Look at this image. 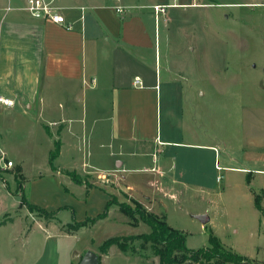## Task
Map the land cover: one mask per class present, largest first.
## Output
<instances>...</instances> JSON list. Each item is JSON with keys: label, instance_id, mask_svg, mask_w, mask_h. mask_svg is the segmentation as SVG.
Wrapping results in <instances>:
<instances>
[{"label": "rangeland", "instance_id": "obj_1", "mask_svg": "<svg viewBox=\"0 0 264 264\" xmlns=\"http://www.w3.org/2000/svg\"><path fill=\"white\" fill-rule=\"evenodd\" d=\"M208 2L210 7L168 8L161 15V83L145 85L156 86L147 92L150 102L141 114L133 106L127 123L138 136L145 134L148 149L109 159V151L112 147L117 150L118 142L111 140L112 124L107 117L114 113V105L111 91H103V85H96L95 90H90L93 85L83 86L90 101L98 97L107 103L97 107L89 102L84 113L89 128L83 136V147L96 151L101 160L90 161L98 167L93 171L95 177L77 174L82 184H74L66 172L61 176L51 169L50 153L58 140V128L50 132L53 141L37 124L36 117L28 114L31 112H27V106L19 113L7 110L0 116L6 156L17 164L6 169L4 162L9 160L3 159L0 152V264H80L88 251L100 255L99 247L109 238L151 232L148 225L126 216L116 204L110 207L107 218L77 230L75 222L104 213L111 196L118 204L134 207L132 201H136L147 211L166 216L170 227L186 235L190 250L208 248L212 231L226 249L264 264V217L254 203L261 191L251 189L253 198L246 189L247 180L235 179L233 172L223 170L227 166L225 146L241 140L250 116L264 109V8L235 5L252 0ZM227 3L230 5H222ZM148 19L154 39V14ZM148 64L155 68L154 63ZM169 67L176 76L174 82L169 81ZM75 92H68L69 97ZM94 118L103 121L95 126L93 135ZM76 132L81 138L80 125ZM72 139L73 146H65L57 165L80 172L82 162L76 155L74 161L71 158L73 152L80 157V139ZM193 145L202 146L198 149ZM208 146L213 147L212 151L204 149ZM117 161L124 162L125 171L119 174L122 182L116 183L108 179L114 178L111 170ZM18 165L23 166L29 200L51 215L20 206L15 179ZM159 165L181 183L172 187L181 189L175 200L159 196L157 187L149 183L156 174L147 170ZM182 174L184 179H179ZM203 174L208 177L205 179ZM87 186L98 188L85 196ZM200 215H207L210 221L203 224L197 218ZM134 244L137 253L126 254L115 247L107 257L101 256V263L159 264L150 245L143 250L141 241Z\"/></svg>", "mask_w": 264, "mask_h": 264}, {"label": "crops", "instance_id": "obj_2", "mask_svg": "<svg viewBox=\"0 0 264 264\" xmlns=\"http://www.w3.org/2000/svg\"><path fill=\"white\" fill-rule=\"evenodd\" d=\"M27 1L0 0V96L15 101L13 108L0 106V116L7 110H15L19 113L23 106H27V112H31L28 114L36 117L37 124L42 125L51 140L53 139L50 132L58 128V140H53L54 149L56 142L61 143L60 155L54 163L56 173L61 176L66 175L68 178L70 176L66 173L71 172L95 177L93 171H97L98 167L90 161L97 162L101 159L98 158L96 151L91 148L85 150L83 147V136L89 128L88 115L85 118L84 113L88 110L89 102L97 107L104 106L107 102L98 97L90 101L88 92L87 90L86 93L84 92L83 86L93 85L90 90H95L96 85H103L101 86L103 91H111L110 100L114 105V113L107 117V122L112 124L109 127L111 140L118 142L117 150L112 147L109 151V159L127 153L135 155L132 153L139 152L141 148L148 149L145 134L138 136L136 131L129 129L127 123L130 121L129 111L133 106L141 114L140 111L142 109L144 111L150 102L147 92L156 86L145 85H160L159 76L163 67L160 63L158 40L161 36L158 31L159 22L152 7L160 5L169 6L168 8L195 6L205 8L210 7L211 4L208 2L210 0H57L58 5L64 8L63 13L68 22L74 25L73 30L34 19L26 10ZM222 5H230V3ZM235 5L264 8V0H252ZM8 8H11V11L8 12ZM82 8L86 10L84 21L80 20ZM117 8H122L124 12L117 13ZM150 14L155 16L154 39L149 33V28L152 26L148 19ZM165 22L170 21L165 20ZM148 62L154 63L155 68L152 69ZM166 72L169 81L174 82L176 76L172 73V68H167ZM137 78L141 80L142 87L135 85ZM74 90H76L75 94L69 97L68 92ZM94 95L97 96V93ZM132 96L137 97L135 99ZM116 109L119 111L118 115ZM77 112L81 114L75 118L73 115ZM257 112L261 114L250 116L243 135L241 134V140H237L236 143L230 142L225 146L224 162L227 166L223 167V170L233 172L235 179L247 180L249 185L246 184V189L253 198L254 192L251 189L261 191L263 211L260 213L264 217V109ZM100 121L103 119L92 120L93 135L96 132L95 126ZM79 125L81 138L76 132V126ZM70 138L80 139L77 141L80 157L74 152L71 155L73 161L76 155L82 162L80 172L76 168L57 165L65 146L67 145L68 148L73 146V139L69 140ZM158 143L163 144V142ZM200 146L202 145H193L198 149H201ZM212 148V146L204 147L210 151ZM0 152L7 158L1 133ZM18 166L22 168L24 176L23 166ZM111 171L114 178H109L108 181L122 182L119 174L125 171L124 162L117 161L116 168ZM148 171L156 174L149 183L151 187H157L156 192L159 196H168L173 200L180 196L181 189L175 190L172 187L181 183L166 170L164 165ZM63 172H66L65 175L62 174ZM169 176L172 179H169ZM203 177L206 179L208 174H203ZM179 179H184V174L180 175ZM73 183L77 184L74 181ZM97 188L86 189L85 196ZM99 189H102L101 186ZM67 190L70 192V189ZM186 191L184 190L185 193ZM190 191L188 190L189 193ZM141 195L144 197V191ZM145 198L150 199L147 196ZM110 200L112 196L109 197L108 202Z\"/></svg>", "mask_w": 264, "mask_h": 264}, {"label": "trees", "instance_id": "obj_3", "mask_svg": "<svg viewBox=\"0 0 264 264\" xmlns=\"http://www.w3.org/2000/svg\"><path fill=\"white\" fill-rule=\"evenodd\" d=\"M61 143H55V149L50 154V166L53 171H56L55 161L60 155ZM15 179L17 182V195H20L21 207H27L28 210L37 211L46 215H51L42 208L31 204L29 196L26 192V185L23 181L22 168L16 171ZM72 177V180L77 184H82L81 178L76 172L67 173ZM92 187L87 186L90 190ZM255 206L259 211L262 208V195H256ZM116 204L120 211L129 216L130 218H138L139 221L145 223L151 228L149 234H142L137 237H112L103 242L99 247V263L102 264L101 256L108 255L110 249L116 246L123 253H137L135 242L141 241V249H145L148 245L152 249L154 255L159 259V264H260L254 261H249L242 256L226 249L221 240L211 231L209 236V247L206 249L190 250L186 243L187 237L181 231L173 229L167 223L166 216H159L151 213L143 208L141 204L132 201V205L118 204L114 200H110L107 204L106 211L95 218H88L86 221L78 223L75 222L77 230L94 225L96 222L108 217L109 209L112 205ZM57 214V213H56ZM3 223H0L2 226Z\"/></svg>", "mask_w": 264, "mask_h": 264}, {"label": "built area", "instance_id": "obj_4", "mask_svg": "<svg viewBox=\"0 0 264 264\" xmlns=\"http://www.w3.org/2000/svg\"><path fill=\"white\" fill-rule=\"evenodd\" d=\"M169 6H153L154 13L156 15V20L159 22L161 15L166 13V9ZM26 10L30 13V15L37 20H42L50 23L57 24L59 26L64 27L67 30H73L74 25L68 22L67 18L64 15V8L59 6L57 0H28L26 4ZM7 11H11V8H8ZM117 13L122 14L124 10L122 8H117ZM86 10L82 8V16L81 21H84ZM141 80L136 79L135 85L140 86ZM0 106L6 108H13L15 106V101L6 97L0 96ZM3 159H5V155L3 154ZM2 159V160H3ZM4 167L6 169H12L14 167V163L12 161L4 162ZM218 170H221L218 167ZM220 180V178H218Z\"/></svg>", "mask_w": 264, "mask_h": 264}, {"label": "water", "instance_id": "obj_5", "mask_svg": "<svg viewBox=\"0 0 264 264\" xmlns=\"http://www.w3.org/2000/svg\"><path fill=\"white\" fill-rule=\"evenodd\" d=\"M197 218L200 219L203 224H207L210 221L207 215H200ZM98 263H99V255L93 251H88L80 262V264H98Z\"/></svg>", "mask_w": 264, "mask_h": 264}]
</instances>
